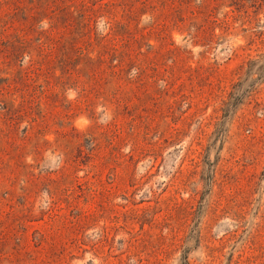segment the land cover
Listing matches in <instances>:
<instances>
[{
    "label": "rangeland",
    "instance_id": "obj_1",
    "mask_svg": "<svg viewBox=\"0 0 264 264\" xmlns=\"http://www.w3.org/2000/svg\"><path fill=\"white\" fill-rule=\"evenodd\" d=\"M0 264H264V0H0Z\"/></svg>",
    "mask_w": 264,
    "mask_h": 264
}]
</instances>
